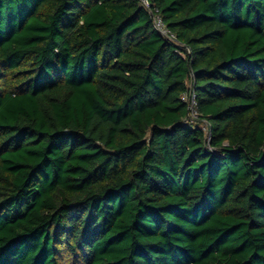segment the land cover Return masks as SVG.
Here are the masks:
<instances>
[{
    "label": "trees",
    "instance_id": "1",
    "mask_svg": "<svg viewBox=\"0 0 264 264\" xmlns=\"http://www.w3.org/2000/svg\"><path fill=\"white\" fill-rule=\"evenodd\" d=\"M149 1L0 0V264H264V0Z\"/></svg>",
    "mask_w": 264,
    "mask_h": 264
},
{
    "label": "built area",
    "instance_id": "2",
    "mask_svg": "<svg viewBox=\"0 0 264 264\" xmlns=\"http://www.w3.org/2000/svg\"><path fill=\"white\" fill-rule=\"evenodd\" d=\"M142 5H144L151 13L152 19H153V25L155 29L160 32L163 36H165L168 39L176 41V36L173 34L170 29L166 26L160 12L158 9H153L149 0H140ZM190 99V105L193 108V106L196 104L195 101V95L192 94ZM194 117H197L196 113L194 112Z\"/></svg>",
    "mask_w": 264,
    "mask_h": 264
}]
</instances>
